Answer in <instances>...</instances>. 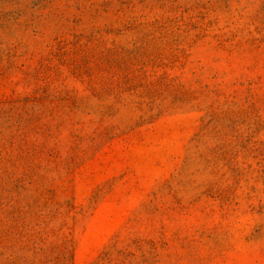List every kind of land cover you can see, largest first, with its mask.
<instances>
[{
  "label": "rangeland",
  "instance_id": "374dc122",
  "mask_svg": "<svg viewBox=\"0 0 264 264\" xmlns=\"http://www.w3.org/2000/svg\"><path fill=\"white\" fill-rule=\"evenodd\" d=\"M0 264H264V0H0Z\"/></svg>",
  "mask_w": 264,
  "mask_h": 264
}]
</instances>
